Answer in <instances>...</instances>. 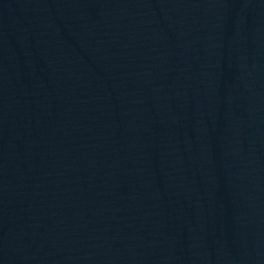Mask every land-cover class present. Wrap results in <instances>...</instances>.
<instances>
[{
  "label": "water",
  "instance_id": "obj_1",
  "mask_svg": "<svg viewBox=\"0 0 264 264\" xmlns=\"http://www.w3.org/2000/svg\"><path fill=\"white\" fill-rule=\"evenodd\" d=\"M0 264H264V0H0Z\"/></svg>",
  "mask_w": 264,
  "mask_h": 264
}]
</instances>
